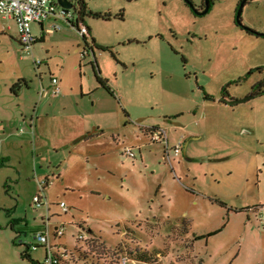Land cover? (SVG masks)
<instances>
[{
	"label": "rangeland",
	"instance_id": "374dc122",
	"mask_svg": "<svg viewBox=\"0 0 264 264\" xmlns=\"http://www.w3.org/2000/svg\"><path fill=\"white\" fill-rule=\"evenodd\" d=\"M84 1L87 44L63 21L52 34L32 23L27 53L0 16V264H30L48 219L69 264H264V95L222 101L264 78L249 74L264 69V38L236 23L242 0H211L203 16L184 0ZM242 23L264 33V0ZM157 128L181 145L172 162ZM44 178L49 211L34 202Z\"/></svg>",
	"mask_w": 264,
	"mask_h": 264
},
{
	"label": "built area",
	"instance_id": "2783aa9c",
	"mask_svg": "<svg viewBox=\"0 0 264 264\" xmlns=\"http://www.w3.org/2000/svg\"><path fill=\"white\" fill-rule=\"evenodd\" d=\"M0 16L6 19L13 20L18 31V39L24 51L30 53L33 44L36 42L35 37L31 32L32 23H39L42 26V32L52 34L61 29L59 21H63L71 27L75 28L78 34L82 38H88L90 35L89 28L83 22H77L71 11L67 12L65 9L58 5L57 0H0ZM48 24V28L45 26ZM87 55L85 50L83 56ZM39 62H36V64ZM54 85L53 94L60 92L59 82L56 78L52 79ZM150 139L153 143H161L165 148V158L172 162L171 155L178 157L181 153V145L171 147L169 144V138L165 130L157 128L150 132ZM128 157L134 158L135 155L132 149L126 150ZM39 193L35 195L34 202L37 206H47L48 211L50 203L46 198V190L52 185V182L48 178H44L38 181ZM60 208L64 212H68L69 208L65 202L59 204ZM261 223L264 225V212L261 214ZM50 219L45 222V228L35 234V239L38 241V245L30 246V249L38 250L44 247L46 251V257L44 264H60V260L57 254L65 258L66 252L56 253L54 246L50 242V233L48 226ZM57 237H61L65 233L64 227L56 228Z\"/></svg>",
	"mask_w": 264,
	"mask_h": 264
},
{
	"label": "trees",
	"instance_id": "16d2710c",
	"mask_svg": "<svg viewBox=\"0 0 264 264\" xmlns=\"http://www.w3.org/2000/svg\"><path fill=\"white\" fill-rule=\"evenodd\" d=\"M203 2H204V0H203ZM211 3H212V1H211ZM86 10H87V5H86V3H85V1L84 0H81V3H80V10H79V18H78V20H77V22H83L84 23V16L85 15H87V12H86ZM90 15H92V14H90ZM95 17H103V15H101V14H98V15H95ZM105 18H108L109 16H104ZM85 24V23H84ZM90 30V29H89ZM43 34H45L44 32H43ZM44 35L42 36V38H41V41H44ZM84 40H85V42H86V44H87V38H83ZM103 49V48H102ZM99 69V66H98V64H97V62H96V69ZM99 71V70H98ZM95 75H96V79H97V81H98V83L103 87V88H105L111 95H114V93H113V91L110 89V87H109V85H108V82L105 80V79H103L102 77H101V73H100V71L99 72H96L95 71ZM22 86H25V87H27V88H29V83L26 81V80H20L18 83H16L15 85H14V87H13V93H15L16 95L18 94V92L22 89ZM264 86V81L263 82H260V83H258L257 85H256V87L255 88H260V87H263ZM256 96H259V94H255V97ZM177 117H179V116H176L175 118H177ZM90 233H93V230H90ZM218 233V231L217 232H214V233H210L208 236H213V235H216ZM54 235H56V233H54ZM56 253H58V252H56ZM58 255V257H59V260H60V264H69L68 263V261H67V259H65V258H63L62 256H60L59 254H57ZM23 257H24V259H26V260H28L29 261V263L30 264H44V263H41L40 261H36V260H34L33 258H32V256L30 255V246H28L27 248H26V250L24 251V253H23ZM139 257V256H138ZM141 258H140V261H144V262H146V263H149L148 261V259L149 258H147V256H140Z\"/></svg>",
	"mask_w": 264,
	"mask_h": 264
},
{
	"label": "water",
	"instance_id": "95a60500",
	"mask_svg": "<svg viewBox=\"0 0 264 264\" xmlns=\"http://www.w3.org/2000/svg\"><path fill=\"white\" fill-rule=\"evenodd\" d=\"M184 1L188 5H190L191 8L194 9V12L199 16L206 15L211 9V0H205V7L202 11L195 9L194 5L190 2V0H184ZM248 1L249 0H242V2L240 3V6H239V9L237 12V16H236V21L238 24L243 25L242 20H241L242 14H243L244 7L246 6V2H248ZM57 2H58V5L60 7H62L63 9H65L67 12L71 11L73 8L77 11V13L80 10L81 0H57ZM247 29H249V28H247ZM256 34L264 36V33L262 34V33L256 32ZM252 98H253V96H248V97L243 98V99L229 100V101H227V104L230 106H235V105L245 103V102L251 100Z\"/></svg>",
	"mask_w": 264,
	"mask_h": 264
},
{
	"label": "flooded vegetation",
	"instance_id": "af4514ba",
	"mask_svg": "<svg viewBox=\"0 0 264 264\" xmlns=\"http://www.w3.org/2000/svg\"><path fill=\"white\" fill-rule=\"evenodd\" d=\"M129 1H133V0H129ZM249 3V1L248 2H246V4H248ZM187 4V3H186ZM211 5H212V3H211ZM239 6H240V4H239ZM204 7H205V0H204V2H203V6L201 7V9H199L200 11H202L203 9H204ZM238 9H239V7H238ZM237 12H238V10H237ZM196 14V13H195ZM197 15V14H196ZM199 16V15H198ZM242 20V19H241ZM236 23H237V21H236ZM238 24V23H237ZM238 26H240L247 34H249V35H252V36H256V37H258V38H260V37H263L264 38V36H261V35H257L256 34V32L257 31H254V30H252V29H247V27H245L244 25H241V24H238ZM260 33V32H259ZM263 34V33H262ZM19 40V39H18ZM20 43V42H19ZM21 45V44H20ZM256 71H259L260 73H262L263 71H264V69H260V68H258V69H256V70H251L250 71V73L249 74H253V73H255ZM264 81V78L262 79V80H260L259 82H257L253 87H252V95L251 96H253V98L255 97V94H259V96H263L264 95V86L263 87H260L259 89L258 88H255L256 87V85L258 84V83H260V82H263ZM228 87L229 86H227L226 88H224L223 89V99H222V101L225 103V104H227V101H226V98H228L229 97V93H228ZM256 97H258V96H256ZM175 119V118H174ZM172 122V121H171Z\"/></svg>",
	"mask_w": 264,
	"mask_h": 264
},
{
	"label": "crops",
	"instance_id": "0c3cea01",
	"mask_svg": "<svg viewBox=\"0 0 264 264\" xmlns=\"http://www.w3.org/2000/svg\"><path fill=\"white\" fill-rule=\"evenodd\" d=\"M73 28V27H72ZM45 34H47V33H45ZM90 36V35H89ZM37 41V40H36ZM52 85H53V83H52ZM60 87V86H59ZM53 89H54V85H53ZM97 131H98V128L96 129ZM49 222H50V220H49Z\"/></svg>",
	"mask_w": 264,
	"mask_h": 264
}]
</instances>
